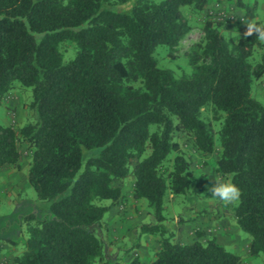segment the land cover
<instances>
[{"label": "trees", "instance_id": "obj_1", "mask_svg": "<svg viewBox=\"0 0 264 264\" xmlns=\"http://www.w3.org/2000/svg\"><path fill=\"white\" fill-rule=\"evenodd\" d=\"M209 2L135 0L129 11H118L112 0H0V103L17 82L31 89L34 117L18 129L0 124V169L18 165L25 145L28 183L38 199L50 201L48 217H20L27 236L14 264L100 261L104 242L90 228L121 202L115 182L128 176L133 197L144 199L154 217L139 226L158 237L148 264H242L245 257L215 236L173 241L164 212L168 192H203L206 179L195 176L174 134L212 153L214 132L201 118L209 103L224 113L215 171L241 189L232 217L249 237V257L264 264V104L251 94L253 79L264 76V50L252 64L263 42L246 35L256 4L235 1L244 9L235 36L226 38L214 20L204 22L189 75L176 76L154 56L191 30L183 7L202 11ZM67 41L76 47L69 60L60 49ZM114 264L144 263L135 255Z\"/></svg>", "mask_w": 264, "mask_h": 264}, {"label": "rangeland", "instance_id": "obj_2", "mask_svg": "<svg viewBox=\"0 0 264 264\" xmlns=\"http://www.w3.org/2000/svg\"><path fill=\"white\" fill-rule=\"evenodd\" d=\"M134 1L135 0H131L126 4H120L112 0L111 7L118 11H129ZM235 1L236 0L232 2L227 0H210L207 7L202 11H197L190 6L183 7V13L187 17L192 28L176 46L157 47L154 56L157 60L158 65L163 68L172 69L175 75L178 77L189 75L193 70L190 56L191 54L196 53V44L203 41V25L206 20L211 19L217 22L221 33L226 38L235 36L237 34V23L238 21H243L242 17L244 16V9L241 8L237 3H235ZM242 1L244 3L252 5L256 4V17L250 22L259 21L264 24V0ZM262 42L263 46L261 48H257L254 51L252 57L249 58V61L252 64H255L260 60V54L264 50V41ZM60 49L64 55L65 60L71 59L76 53L75 44L69 41L61 44ZM201 61L202 60H200V62ZM251 94L253 97L264 104V76L258 79H253ZM31 99V89L16 82L8 95L0 103V124L11 125L15 129H18L24 124L33 121V113L29 108ZM223 117L224 113L222 111L216 110L214 105L211 103L205 105L201 109V118L211 126L214 132L215 149L212 153L207 154L198 151L192 144V141L184 133L175 132L174 139L178 141L180 145V151L189 160L191 169L193 170L195 176H201L205 178L206 182L203 188V192L200 194H195L192 191V188L191 191L186 195H173L168 192L165 197L164 212L167 217V222H173L175 219H177V222H180L185 220V218L187 217H191L193 211L199 212L204 217L208 216L211 213L218 214V208L220 207L222 209L220 217L226 218V221L233 226L234 232L237 231L236 233H238L241 237L249 239L246 233L237 229L238 227H235L236 223L232 217V211L237 202L233 204H226L211 196L209 193V189L215 183V180L231 182L230 175H225L215 171L216 161L219 158L221 150L218 139V130L221 126ZM19 150V164L16 166L8 165L0 169L1 183L6 181L7 179V181H10V183L15 182V184L18 185V187H15L14 189L15 192L10 190L3 197V202L0 203V244L9 243L10 245H12L10 243L11 241H18L17 244L19 247L12 251L14 253L17 252L18 249H22L23 241L27 236L25 225L21 223L22 221L19 216L16 219V224L11 225L6 221V218L13 215V212L15 210H21L18 204H21L23 200H27L33 203L37 201L38 208L41 211L40 214H42L43 217H47L50 215L48 209L50 201L38 199L34 188L28 183L27 180L28 167L31 160V150H29L23 144L20 145ZM175 154V152L170 154L169 159L165 162L164 168L171 167L172 159ZM115 184H121L122 187L125 188L124 196L126 198L124 201V208L120 210L125 211L127 208L131 207L132 211L135 214L146 211L148 214L150 213L153 218L152 210L148 206L147 202L144 199H135L133 197V176H128L125 179H119L115 182ZM5 187V184L2 183V185H0V190L5 191ZM107 202L108 201L103 200L101 203L104 204ZM198 206H200L199 211H197ZM21 225L22 227H20ZM137 225H139V223ZM90 230L99 238H102L104 236V233L100 228L91 227ZM199 231L204 232V230H197V232ZM126 243L130 247V250H127L128 252L119 250L118 255H111L107 252L106 249H104L102 259L100 261H96L94 264H114L116 261L122 262L123 258L128 253L130 254H128L127 256H132L134 253L132 251L133 248L131 247V242L129 241V239H126ZM225 247L228 250H233L232 247ZM243 256L245 257L244 262L246 260L254 259V261L250 264H262L261 257L251 258L249 257V255ZM9 260L10 258L8 256H6L4 253H0L1 264H11Z\"/></svg>", "mask_w": 264, "mask_h": 264}, {"label": "crops", "instance_id": "obj_3", "mask_svg": "<svg viewBox=\"0 0 264 264\" xmlns=\"http://www.w3.org/2000/svg\"><path fill=\"white\" fill-rule=\"evenodd\" d=\"M2 183L5 184L6 187L5 191L0 190V203L3 202V197L6 195V193H8L10 190L14 191L15 187H18L15 182L10 183V181H7V179ZM2 183L0 182V185H2ZM122 190L124 194L125 188L122 187ZM125 198L126 197L124 196L121 202L111 205L109 211L103 218L101 226L99 227L104 233V236L102 237V239H104V249H106L111 255H118L119 250L128 252L130 247L127 245L126 239H129L131 242V247H134L132 250L134 254L132 256H127L130 254L128 253L123 258L122 262L128 263L134 255H137L142 263L148 264L158 250V237L155 234H141L139 226L142 223L153 222L154 217L152 218V215L150 213L148 214L146 211L135 214L131 207L127 208L125 211L120 210V204L125 201ZM108 203L109 201L107 204ZM37 204V201L33 203L23 200L21 204H18L21 210H15L13 215L6 218V221L11 225L16 224V219L18 216L21 217L22 215H26L31 212L35 213L38 217H43L42 214H40L41 211ZM199 210L200 206L197 207V211ZM221 212L222 209L219 207L218 214L211 213L212 215L209 214L208 216L204 217L199 212L193 211L191 217H187L183 221L177 222V219H175L173 222H167V226L173 231V241L181 243H191L197 239L205 241L209 235H211L215 236L219 243L228 247H232L233 252L240 253L242 255H248L249 239L241 237L238 233H236L237 231L234 232L233 226L226 221V218L220 217ZM138 223L139 225H137ZM235 227L237 228V225H235ZM197 230H204L205 233L203 231L197 232ZM10 243L12 245L9 243L0 244V253H4L6 256H8L10 258V263L14 264L13 259L15 254H19L22 249H18L17 252L14 253L12 251L19 247L17 244L18 241L13 240ZM250 260H246L242 264H250L254 261V259Z\"/></svg>", "mask_w": 264, "mask_h": 264}, {"label": "clouds", "instance_id": "obj_4", "mask_svg": "<svg viewBox=\"0 0 264 264\" xmlns=\"http://www.w3.org/2000/svg\"><path fill=\"white\" fill-rule=\"evenodd\" d=\"M255 34L259 40L264 41V24L249 22L247 24L246 35ZM211 196L226 204H233L239 201L241 189L238 185L223 180H215V183L209 189Z\"/></svg>", "mask_w": 264, "mask_h": 264}, {"label": "built area", "instance_id": "obj_5", "mask_svg": "<svg viewBox=\"0 0 264 264\" xmlns=\"http://www.w3.org/2000/svg\"><path fill=\"white\" fill-rule=\"evenodd\" d=\"M120 207H121V209H123L124 208V205H121Z\"/></svg>", "mask_w": 264, "mask_h": 264}]
</instances>
